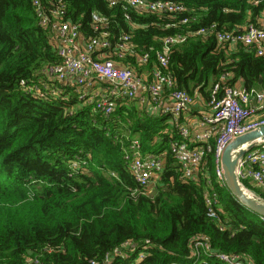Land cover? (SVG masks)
Here are the masks:
<instances>
[{
    "label": "trees",
    "instance_id": "trees-1",
    "mask_svg": "<svg viewBox=\"0 0 264 264\" xmlns=\"http://www.w3.org/2000/svg\"><path fill=\"white\" fill-rule=\"evenodd\" d=\"M32 1L0 0V264H89L106 254L108 264L183 263L188 242L197 234L208 236L217 250L264 264V222L225 184L216 183L214 139L195 178H183L169 150L170 140L178 135L168 116L148 115L132 100L125 102L127 98L105 116L82 104L71 87L48 98L26 90L46 80L44 67L59 62ZM171 1L183 4L184 10L62 0L64 18L78 24L83 36L98 32L91 26L95 12L108 19L113 43L129 32L138 54L149 51L148 65L135 56L124 59L137 72L151 68L161 38L188 34L171 46L166 72L176 88L199 95L205 103L216 82L232 86L241 80L245 89L264 88V53L219 42L212 31L194 33L213 24V30L224 31H237L248 22L257 25L264 16V0ZM41 2L47 8L60 3ZM133 137L140 139L144 153H164L151 194L138 190L123 157V145ZM78 154L87 163L72 170L69 162ZM207 178L218 194L220 223L205 212ZM242 182L264 199L259 188ZM126 241L136 246L115 253ZM141 251L145 257L137 260ZM208 264L223 263L208 259Z\"/></svg>",
    "mask_w": 264,
    "mask_h": 264
},
{
    "label": "built area",
    "instance_id": "built-area-1",
    "mask_svg": "<svg viewBox=\"0 0 264 264\" xmlns=\"http://www.w3.org/2000/svg\"><path fill=\"white\" fill-rule=\"evenodd\" d=\"M59 2L58 5L47 8L41 0L32 1L38 23L51 34L59 62L44 67L42 72L46 80L41 81L40 85L26 86V90L48 98L59 97L64 87H71L82 104L90 105L94 112H101L105 116L111 115L119 100L124 98L135 100L142 108L156 110L159 114L168 116L170 127L177 129L178 138L170 140L169 150L181 168L182 177L195 178L205 162L207 152L212 149L211 140L214 139L215 180L223 185L220 166L222 150L233 138L264 125V88L245 89L216 82L212 85L210 100L205 104L206 111L200 114L195 126L189 125L182 117L191 106L193 97L176 88L174 79L166 72L171 46L183 42L188 34L175 33L161 38L162 48L155 51V61L150 64L151 68L137 72L124 59L135 56L139 63L148 65L150 52L138 54L129 32L121 34L113 43L109 38L108 19L93 12L91 26L98 32L85 37L78 24L64 18V4L62 0ZM108 2L110 5L122 2L126 6L143 7L150 11L174 13L184 10L183 4L171 0ZM126 18L129 16L126 15ZM186 21L187 19L183 20ZM131 27L136 28L137 25L132 23ZM214 28L213 24L194 33L212 31L219 42L243 44L257 55L264 53V16L257 25L248 22L237 31L213 30ZM20 83L25 85L23 80ZM191 128L196 129L193 131ZM123 157L138 190L148 193L149 188L159 180L164 158L160 154L144 153L137 137L130 138L123 145ZM86 163L85 157L80 154L69 162L72 170L82 169ZM236 175L242 184V181L247 180L264 192V140H260L238 159ZM203 197L206 215L220 223L219 199L211 178H207ZM260 219L264 222V216H260ZM134 246L136 243L126 241L115 253L122 254L125 248ZM188 250L185 262L171 261L168 264H208V259L223 264H253L249 257L213 248L208 236L204 234L193 236L188 242ZM145 254L144 251L139 252L137 260L143 259ZM109 260L110 255L106 254L100 260L90 259L89 264H108Z\"/></svg>",
    "mask_w": 264,
    "mask_h": 264
},
{
    "label": "water",
    "instance_id": "water-1",
    "mask_svg": "<svg viewBox=\"0 0 264 264\" xmlns=\"http://www.w3.org/2000/svg\"><path fill=\"white\" fill-rule=\"evenodd\" d=\"M260 140H264V125L233 138L222 150L220 166L224 184L230 193L240 204L259 216H264V199L244 187L236 175L238 159Z\"/></svg>",
    "mask_w": 264,
    "mask_h": 264
},
{
    "label": "crops",
    "instance_id": "crops-1",
    "mask_svg": "<svg viewBox=\"0 0 264 264\" xmlns=\"http://www.w3.org/2000/svg\"><path fill=\"white\" fill-rule=\"evenodd\" d=\"M144 70H146V69H144ZM235 85L238 86V87H243L244 88L243 82L241 80H238L235 83ZM260 88H262V87H260ZM122 100H124V99H122ZM128 101H131V100L125 99V102H128ZM133 102L136 104V106H137L138 109H141L142 111H145L148 115H153V116L161 115V114H159L158 111L153 110L151 108L150 109L142 108L135 100H133ZM120 103H122V102H120ZM205 104H206L205 103V100H203L199 95L194 96L193 97V102H192L191 106L184 113V115L182 117V119L184 120V122L187 123V124H189V125L195 126V124L198 121V118H199L200 114L203 113V111H206ZM167 122H168V119H167ZM195 129H192L191 128V130H193V131ZM160 155L164 158V153H161ZM164 161H165V158H164Z\"/></svg>",
    "mask_w": 264,
    "mask_h": 264
},
{
    "label": "rangeland",
    "instance_id": "rangeland-1",
    "mask_svg": "<svg viewBox=\"0 0 264 264\" xmlns=\"http://www.w3.org/2000/svg\"><path fill=\"white\" fill-rule=\"evenodd\" d=\"M153 187H154V186H152L151 188H149V190H148V193H149V194H151V193L153 192V191H152V190H153Z\"/></svg>",
    "mask_w": 264,
    "mask_h": 264
}]
</instances>
